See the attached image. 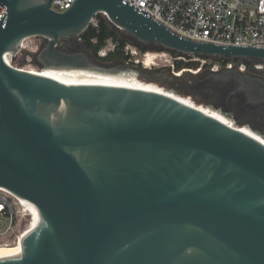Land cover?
Wrapping results in <instances>:
<instances>
[{"label":"water","instance_id":"obj_1","mask_svg":"<svg viewBox=\"0 0 264 264\" xmlns=\"http://www.w3.org/2000/svg\"><path fill=\"white\" fill-rule=\"evenodd\" d=\"M52 1L0 0V186L39 209L22 252L0 264H264L263 143L160 91L76 84L7 60L41 37L40 68L141 78L85 48L81 37L98 14L136 46L240 58L253 71L264 46L186 38L127 0H75L64 12ZM187 72L159 81L184 94L231 85L243 103L219 104L212 91L192 96L264 138L242 115L264 111L263 78L237 65Z\"/></svg>","mask_w":264,"mask_h":264},{"label":"built area","instance_id":"obj_2","mask_svg":"<svg viewBox=\"0 0 264 264\" xmlns=\"http://www.w3.org/2000/svg\"><path fill=\"white\" fill-rule=\"evenodd\" d=\"M75 0H53L52 8L59 12L69 9ZM140 10L145 9L155 20H160L172 31L193 40L214 42L230 45L264 46V0H127ZM6 11V6L0 2V18ZM26 39L22 48H26ZM128 43L124 50L130 55L137 53V46ZM132 46V47H131ZM116 47L114 43L113 49ZM21 53V52H20ZM152 52L145 51L143 59H134L146 63V58ZM19 54V53H18ZM153 55L167 56L169 61L165 66L171 67L175 75L183 71H175V62L187 57L169 50H160ZM189 60H201L202 66L207 58L194 57ZM210 66L212 70L220 69L221 60H215ZM237 65L244 71L248 66L243 60L235 63L230 61L226 67ZM148 68L160 67L157 59ZM263 68L264 64H256ZM19 67V66H16ZM22 68V67H19ZM25 69V68H24ZM34 218V205L0 186V245H13L22 236Z\"/></svg>","mask_w":264,"mask_h":264},{"label":"bare ground","instance_id":"obj_3","mask_svg":"<svg viewBox=\"0 0 264 264\" xmlns=\"http://www.w3.org/2000/svg\"><path fill=\"white\" fill-rule=\"evenodd\" d=\"M159 55H153L152 53L149 54V56L146 58V63L145 65L149 66L150 64L153 63L154 59H157ZM10 55L7 56V60L10 62ZM31 70L35 73L43 74L55 79L59 80H64V81H73L76 84H104V85H112V86H122V87H129V88H142V89H149V90H156L163 92L165 94H168L186 104H189L191 106H195L205 113L213 116L214 118L218 119L219 121L233 126L242 132L248 134L249 136L253 137L254 139L258 140L259 142L264 144V138L263 136L253 130L250 129V127L246 124H243L245 128L241 125H238L236 123H233L232 121L236 120L228 116L226 113L221 112L220 109L215 108L209 104L210 111H207L200 107L196 102L190 97V95L186 96H181L177 94H170L167 92V90L159 85L156 82H150V81H145L141 79L137 73L133 70L130 71H121L118 73H105V72H100L96 70H91V69H68V68H59V67H44V68H32L28 69ZM212 110H216L212 111ZM249 132L256 133L260 138L258 139L254 135L250 134ZM26 200V199H23ZM28 200H26L27 202ZM28 203H30L28 201ZM34 205V204H33ZM39 219V209L36 205H34V218L33 221L29 224L26 232L20 236L18 241L13 244V245H0V257H6V256H12V255H17L20 254L23 250V246L26 243V241L29 239L31 236L35 226L37 225Z\"/></svg>","mask_w":264,"mask_h":264},{"label":"flooded vegetation","instance_id":"obj_4","mask_svg":"<svg viewBox=\"0 0 264 264\" xmlns=\"http://www.w3.org/2000/svg\"><path fill=\"white\" fill-rule=\"evenodd\" d=\"M81 41L84 43V40L82 39V37H81ZM59 45H63V43H60ZM84 45H85V43H84ZM79 47H80V44L75 43L70 47V50L71 51H77ZM85 48H86V46H85ZM86 49L92 54V56L95 58V60L98 63H101L103 65H109V66H116V65H119L122 63H126V64H128V66L133 67L137 70H140L142 72L141 78H143V79H150L151 78V79L165 80L166 81V80H169L171 77V71L167 67H165V68H159V67L148 68L141 62L137 63V62L133 61L131 56L127 61H124L123 59H120V58H110L109 57L110 53L113 50H110L108 52H104L103 50H101L98 53V55L96 56L91 49H89V48H86ZM138 49H140V48L138 47ZM140 51H142V50L140 49ZM147 51H157L158 52L159 50H147ZM223 67H226V66L224 64H222L220 69ZM244 72H248L254 76H258V77H261L264 79V67L258 68V71H253V70H251V67L249 64V66L244 70ZM200 76H202V75H200ZM204 88L206 91L210 89L207 84H204ZM213 89L215 92L212 89H210L212 91L211 98L213 101H217L219 104L234 105L239 101L240 102L242 101V103H243L242 98H240L237 93L232 92V87L229 84L223 85V87H220V88H217V87L214 88L213 87ZM242 115L246 116V119L251 121L255 125L264 128V111L260 110L259 108L247 110V114L242 113Z\"/></svg>","mask_w":264,"mask_h":264},{"label":"trees","instance_id":"obj_5","mask_svg":"<svg viewBox=\"0 0 264 264\" xmlns=\"http://www.w3.org/2000/svg\"><path fill=\"white\" fill-rule=\"evenodd\" d=\"M96 18L98 19V22L96 25H90V27L83 33L82 39L84 40L86 48L91 49L94 54L97 56L98 53L106 46L107 42L111 40L115 43L116 47L111 51L110 58H120L124 61H127L130 58V55L125 53V46L130 43L127 39L121 38L120 35L112 29L110 26L107 18L103 16L102 14L96 15ZM143 52L147 50H161L160 48H146L143 46H138ZM173 54H177L176 51H171ZM188 58V60H177L175 62V71H180L183 68H190V69H197L200 67V60H189L192 58L188 54H181ZM199 57H202L198 55ZM222 64H226L230 61H236L240 62L242 59L240 58H226L221 59ZM247 66H249V63H247ZM171 71V67H167ZM177 80H183L180 76H174ZM194 77V75L192 76ZM188 80H193V78H187ZM192 89H189V91H186L187 93L193 95L194 97L197 96V93H200L201 91H206L203 88H200L199 85L191 87ZM210 92L211 90H207ZM202 102V101H201Z\"/></svg>","mask_w":264,"mask_h":264},{"label":"rangeland","instance_id":"obj_6","mask_svg":"<svg viewBox=\"0 0 264 264\" xmlns=\"http://www.w3.org/2000/svg\"><path fill=\"white\" fill-rule=\"evenodd\" d=\"M97 22H98V19L95 17L94 20H93V22H92V25H96ZM115 31L119 34V32L117 30H115ZM42 42H43V39L41 37H31V38H28V40L26 41V48H22V51H21V53H19L17 55V58H15V59H12L11 58L10 59V62L12 63V65L19 66V67H22V68H25V69H32V68L38 69V68H40L38 66V64L35 62L34 55L40 49V45L42 44ZM113 47H114V42H112L111 40H109L107 42L106 46L102 50L104 52H108L110 50H113ZM133 48H134V45H133ZM149 52L155 53L157 51H149ZM130 56H131V58L133 60L134 59H143L144 52L143 51H140V49L137 48V53L136 54L130 53ZM189 56H191L192 58L199 57L198 55H189ZM166 58H168V57L167 56H164V55H159L157 57V62L160 65L159 68H165V67H167L165 65L168 64L169 61L165 60ZM200 58L204 59L203 57H200ZM187 60H188V58H187ZM234 62L237 63L236 61H234ZM214 63H219V62H216L215 59H208L207 62H206V64H204L202 66V61L200 60V67L199 68H197V69L183 68L182 70H180V71H183L180 74V77H182V75L184 73H186L187 71H188L187 72L188 74H198V73H201L206 68H209L210 69V66L214 65ZM176 72H178V71H176ZM173 75L174 76H179V75H175L171 71V77L174 80H177L176 78L173 77ZM141 79H143V78H141ZM143 80L158 83L159 85L163 86L167 90V92H169L170 94H177V95H181V96L190 95V97L196 102V104H198L203 109H205L207 111H210V108H209L210 106L207 105V103H204V102H201V101H196L191 94L178 93V92L172 90L171 88H169V87L166 86V84H165L164 81H159V80L156 81V80H150V79H143ZM212 111H215L216 112V110H212ZM232 122L233 123H236L238 125H241V126H243L245 128V126L243 124H239V123H237L235 121H232ZM247 131H248V129H247ZM249 133L252 134V135H254L255 137H257L258 139L260 138V136H258L256 133H253V132H249Z\"/></svg>","mask_w":264,"mask_h":264}]
</instances>
